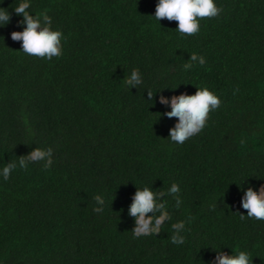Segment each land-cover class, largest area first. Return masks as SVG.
<instances>
[{
	"label": "trees",
	"instance_id": "trees-1",
	"mask_svg": "<svg viewBox=\"0 0 264 264\" xmlns=\"http://www.w3.org/2000/svg\"><path fill=\"white\" fill-rule=\"evenodd\" d=\"M20 2L0 0L11 13L0 27V170L36 147L54 151L48 170L0 175V264H213L219 249L264 264V221L239 214L247 188L264 185V0H214L223 12L187 38L177 21L155 19L158 0H31L30 14L46 11L66 37L52 60L11 39L25 27ZM192 53L206 64L185 71ZM134 68L143 84L130 89ZM199 87L223 103L202 132L174 143L171 99ZM173 182L180 207L162 197L171 220L133 238L137 189ZM179 221L185 243L175 245Z\"/></svg>",
	"mask_w": 264,
	"mask_h": 264
},
{
	"label": "clouds",
	"instance_id": "clouds-1",
	"mask_svg": "<svg viewBox=\"0 0 264 264\" xmlns=\"http://www.w3.org/2000/svg\"><path fill=\"white\" fill-rule=\"evenodd\" d=\"M31 0H21L14 12L23 19L19 21L24 25L22 32L13 31L11 39L22 41V52L38 58L52 60L53 57L59 58L63 55V41L66 40L62 30H53L52 18L47 12L30 14ZM223 6H217L214 0H158L156 4L155 19L159 22L163 19L178 22L175 29L181 38H187L196 35L200 31V20L203 18H218L223 12ZM11 21V13L8 9L0 7V27L6 26ZM203 66L206 59L202 55L192 53L190 59L183 65L185 71L193 68L195 63ZM126 86L137 88L143 84L142 74L138 68H134L131 74L124 78ZM153 91L147 90L148 101L153 102ZM160 103L167 104L168 101L163 96L160 97ZM223 101L208 87H199L194 95L181 94L173 96L171 99V112L165 115L169 118L177 117L178 123L170 130L169 138L172 142L183 145L189 138L207 127V122L211 119L210 113L218 110ZM159 116L161 115L158 113ZM243 144L244 141L241 140ZM53 149L36 147L26 156L18 157L17 161L7 162L0 170V175L5 181L10 179L11 173L19 166L27 170L30 163L43 162L44 170L51 168L53 164ZM243 190V189H242ZM180 187L178 183L173 182L166 191L153 190L145 186L143 189H137L133 197V203L129 209V214L135 217L136 227L132 230L133 238L142 236H151L159 234L166 221L171 220V214L168 211V202L162 197L173 196L175 198L174 207L179 208L182 200L179 196ZM99 207L94 208L97 213L104 211L105 200L102 195L94 197ZM213 209L215 205L211 206ZM242 207L247 210V215L240 214V219H255L264 221V185L257 190L251 186L245 191L242 199ZM152 213V215H148ZM174 230L171 236V243L182 245L185 243V236L181 235L185 229V222L179 221L171 225ZM213 264H253V256L247 250H238L235 254L219 250Z\"/></svg>",
	"mask_w": 264,
	"mask_h": 264
}]
</instances>
